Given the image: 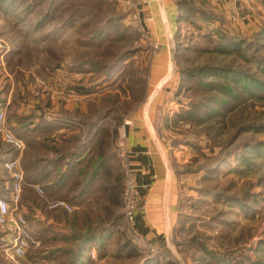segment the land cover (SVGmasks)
<instances>
[{"label": "rangeland", "instance_id": "374dc122", "mask_svg": "<svg viewBox=\"0 0 264 264\" xmlns=\"http://www.w3.org/2000/svg\"><path fill=\"white\" fill-rule=\"evenodd\" d=\"M173 1V66L158 79L161 84L170 77L168 98L155 110L178 176L179 218L171 236L143 234L136 221L149 248L138 245L123 201L121 216L109 219L94 204L98 195L90 194L73 208L85 211L90 224L76 222L74 228L101 239L78 254L81 240L69 237L73 226L51 217L57 234L49 232L43 243L33 236L29 254L37 257L22 261L38 264L53 256V264H264V0ZM147 11L145 0H0V96L12 81L25 101L44 90L65 96L77 88L83 98L61 108L82 126L67 147L77 135L87 138L84 121L105 115L92 148L113 153L110 165L123 184V161L132 167L128 131L137 113L158 99L150 97L152 68L162 45L149 31ZM103 136L106 144L99 145ZM26 143L21 157L32 150L41 158L48 153ZM136 183L138 216L145 200ZM66 191L78 192L76 185Z\"/></svg>", "mask_w": 264, "mask_h": 264}, {"label": "crops", "instance_id": "0c3cea01", "mask_svg": "<svg viewBox=\"0 0 264 264\" xmlns=\"http://www.w3.org/2000/svg\"><path fill=\"white\" fill-rule=\"evenodd\" d=\"M145 2L147 3L148 11L144 14V18L146 19L149 31L162 45L154 58L152 68V84L156 92L154 91V95L151 93L150 97L153 96L152 98L155 99V95L158 94V99H155V104L148 103L137 113L139 114L136 115L138 122L133 129L128 131L127 143L131 151L130 162L136 174L137 182L140 185L141 195L145 200L144 208L137 216L138 228L143 234L152 235L162 240L164 237L168 238L171 236L172 227L177 223L179 218L178 176L171 162L169 148L163 142L162 133L157 128L155 112L158 107L157 105L164 104L168 98L165 91L170 77L166 83L161 84L158 82V79L161 77L160 72L169 71L173 66L171 36L176 29L177 7L173 0H145ZM2 81L0 79V90L2 88ZM14 88L15 86L12 81L10 90L0 96V103L7 104L8 109L10 108L8 110V118L11 128L15 131L18 129L17 125L21 127L25 126L23 123L18 124L15 115L20 114L19 116L26 117L31 115L32 117L26 121L30 126V130L26 132V130L20 128L19 132L25 135L23 139L25 142L27 140L26 145L31 146L32 149L46 148L48 150V153L44 155L45 157H42V174L41 178L35 180L36 184L42 188L45 186L43 190L50 198L49 200L74 198L76 195L75 192L67 194L66 189H68L74 177H76L77 169L86 165L90 158V153L94 148L93 144L95 143L96 137L92 140L88 137L86 138V136L83 137L84 135L82 138H80V135H77V139L73 140L76 142L74 143L75 145L67 147L70 136L72 137L74 134H78L82 126L77 125L76 127L75 124L78 118L65 115L64 112L62 113L63 109L61 108H73L75 106L72 104L75 101L74 98H83V95H81L83 93L74 87L65 96L56 90H53L55 95L51 96L47 94L49 91L46 92L44 90L40 93V97L25 101L17 98V93L14 91ZM23 93L24 89H22ZM39 121L41 122V127L37 128L35 126ZM37 136H40V138H36ZM40 141L45 144L40 146L38 144ZM86 142H88V146L82 151ZM81 143L82 146H80ZM33 151L27 152L30 153ZM107 156H105L107 157L105 163L112 170L110 164L113 153H108ZM3 168L6 171H3ZM0 172L2 173V178L4 175L6 176V178L4 177V183L8 187L10 183L8 177H11L10 172L5 166L0 167ZM97 176L100 179L104 178V171L101 169ZM65 177L69 178L66 179ZM36 184H34V189L38 191ZM0 192H2L1 188ZM101 192V189L97 190L94 196L100 195ZM80 197L81 199L83 198L82 195ZM74 203V206L79 208L82 205L78 199ZM23 208L24 211L28 210L25 205H23ZM50 222L52 223V220L49 218L46 223L48 224ZM7 240L8 235L0 231V264H33L32 262L22 261V259L27 260L29 252L19 263L11 259L5 249L8 243ZM93 246L98 247L99 243ZM110 247L111 238L110 242H107V248L110 249ZM108 256L109 252L108 254L104 253L101 261L107 260ZM52 258L53 256L50 258L43 257L38 264L56 263L57 261L55 259L57 257Z\"/></svg>", "mask_w": 264, "mask_h": 264}, {"label": "trees", "instance_id": "16d2710c", "mask_svg": "<svg viewBox=\"0 0 264 264\" xmlns=\"http://www.w3.org/2000/svg\"><path fill=\"white\" fill-rule=\"evenodd\" d=\"M234 43L238 47L241 46L240 41H228L227 44ZM190 112V111H189ZM190 113H192V117L195 116V109H193ZM105 115H101L99 117V120L96 118L86 120V124L88 127V138L92 136V139L96 137L98 134L99 128H101L102 124H100L101 119ZM18 124L23 123L25 126L20 127L22 130H30V126L26 122L29 118H31V115L26 116H19L15 115ZM37 128L41 127V122L39 121L38 124L35 126ZM20 128L18 127L16 131V134L23 138V134L19 132ZM102 129V128H101ZM94 130V132H93ZM25 132V133H26ZM105 134V132L103 133ZM81 138V137H80ZM105 137L103 136L100 139V144H104ZM103 142V143H102ZM31 143V142H30ZM96 143V142H95ZM40 146L44 145L45 143L38 142ZM82 146V143L81 145ZM88 146V142L84 144V147L82 148V151ZM80 151V150H79ZM81 151V152H82ZM93 151V152H92ZM90 153V158L88 159L86 165L79 167V175L76 174V177H74L72 183L69 185L68 189H71L73 185H76L77 193L75 192V196L72 199H65L68 202H70L72 205H74V201L78 199V201L82 204L84 201H87V195H95V192L99 189L102 190V194L98 195L94 199V204L96 205V208H101L105 210V213L108 214L107 218H114V217H120L121 212H118L120 206H122L123 201V192H124V184H123V178L119 174L113 173L109 165L105 163L106 158L108 157L105 152V149L103 147L99 146L98 148L92 149ZM11 153V154H10ZM18 151L14 150L12 146L6 144L3 140L1 141L0 138V167L5 166V163L8 159H11L17 155ZM93 153V154H92ZM107 156V157H105ZM41 161L42 158L35 152H25L23 153L21 157V163L22 166H24V176H25V182L23 187V195H22V202L25 204V206L28 208L26 217L28 221V235L29 238L32 239L33 236L39 240H42V243L45 242L50 236L49 232H51L54 235L57 234V231L55 228L52 227L53 223H46L49 218L53 219H62L66 222H69L73 227L72 233H70L69 237L80 239L81 242L78 243L77 252L79 250L78 254H81L82 250L88 246H90L91 243H95L96 240L101 239V235L95 234L94 232H86L82 233L81 231H77L74 228V225L78 226L79 222L84 223V221H88V218H86V215L84 214L85 211L80 212L79 208L72 209V211H68L66 209L61 208H50L49 203V197L44 193H39L34 189V184H36L37 179L41 178ZM104 171V178L100 179L97 178L100 170ZM3 171L4 170L3 168ZM4 173V172H3ZM124 173V172H123ZM4 175V174H3ZM2 173L0 172V188L2 189V192H0L1 195L8 197L9 191H10V184L6 187L4 183V177L2 178ZM82 176V177H80ZM9 181L11 182V177H8ZM68 179V178H67ZM104 179V181H102ZM45 187V186H44ZM43 187V188H44ZM82 195V199L81 196ZM93 197V198H94ZM91 200V198L89 199ZM77 204V203H76ZM97 213V210H96ZM83 215H85L83 217ZM78 222V224H76ZM90 223L87 222L86 226ZM84 225L85 224H81ZM30 250V249H29ZM27 251V253L29 252ZM67 252H73L71 250H66ZM29 254V253H28ZM77 254V253H76ZM75 254V255H76ZM74 255V256H75ZM26 256V255H25ZM31 257L36 258L37 256L35 254H31ZM40 257V256H39ZM42 258V257H40ZM74 259V257H73ZM71 259V261L73 260ZM70 261V262H71ZM69 262V263H70ZM74 262V260L72 261ZM81 262V261H80ZM79 262V263H80ZM72 264V263H71Z\"/></svg>", "mask_w": 264, "mask_h": 264}, {"label": "built area", "instance_id": "2783aa9c", "mask_svg": "<svg viewBox=\"0 0 264 264\" xmlns=\"http://www.w3.org/2000/svg\"><path fill=\"white\" fill-rule=\"evenodd\" d=\"M7 112L8 105L0 103V137L6 144L18 151L19 154L8 159L5 163V168L11 175V184L8 197L0 194V231L8 235V243L5 249L9 257L19 263L25 257L32 244L28 235L27 217L22 205L25 176L24 170L22 169L20 153L25 148V142L11 128ZM122 154L124 157L126 156L125 151ZM123 164L125 172L123 192L125 219L129 231L134 236V241L144 248H149L147 241L139 234L136 226L139 191L135 173L128 160H124ZM36 187L39 193H44L40 185L36 184ZM48 205L50 208H61L68 211L74 208V205L63 198L50 200ZM94 252L95 250L91 252L93 257H95Z\"/></svg>", "mask_w": 264, "mask_h": 264}]
</instances>
